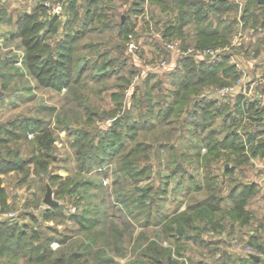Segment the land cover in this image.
<instances>
[{"label":"trees","instance_id":"trees-1","mask_svg":"<svg viewBox=\"0 0 264 264\" xmlns=\"http://www.w3.org/2000/svg\"><path fill=\"white\" fill-rule=\"evenodd\" d=\"M43 1L38 0L31 12L18 15L11 35L19 39L23 52L22 66L37 86L55 91L67 89L69 95L65 98L66 102L78 100L77 106L82 109V114L74 111V106L70 105L67 111L71 112L72 117L57 114L54 121L66 133L72 134L70 145L78 169H100L114 162L118 177L137 182L141 174L148 172V178L151 174H157L153 170L151 156L155 153L154 148H165L168 164H173L170 173L183 172L175 182L179 184L183 174H186V181L193 177V174L186 173L181 162H195L196 167L202 168L204 184L197 183L192 188L202 190V198L188 203L182 211L176 212V207L170 215L156 206L153 225L161 226V234L173 242L179 239L197 241L199 238L197 242L207 249L205 257L208 260L203 258L200 263L199 259L192 261L189 258V264H257L258 261L250 255L230 253L225 248L217 247L218 240L201 239V236L214 232L220 225L225 226L226 214L230 220H239L242 225L249 223L251 212L246 208L247 199L256 194L258 188L253 182L244 184L233 173L236 167L251 165L250 158L264 156V138L259 136L264 133V127H251L252 121L263 126L264 109L249 104L242 110L239 97L216 100L207 96V88L235 80L234 68L228 62L229 52L199 60L190 56L179 57L173 70H164L163 73L147 70L136 83L139 63L131 62L133 57L126 52L122 42L129 32L135 38L141 37L127 20L129 15L147 12L144 26L146 30L152 26L155 28L152 30L154 32L147 31L146 35L151 38V44H156L162 58L161 52L165 55L167 52L162 43H158L163 39H177L184 48L223 46L230 42L239 28L249 27L255 31L264 28V4L256 0H243L238 11L240 1L237 0H122L128 2V14L124 17L120 14L119 19L113 22V15L107 12L106 4L104 9L101 7L100 0H84L86 3L83 6L79 0H68L61 12L51 14L46 12ZM145 1L148 3L147 10L143 3ZM230 11H234V15H230ZM97 23L102 25L98 29V36L87 38ZM91 24L94 25L92 29ZM188 24L192 27L189 28ZM113 27H117L114 35L106 38L99 35L104 28ZM114 37H120L121 42L114 40ZM248 45H251L253 60L264 53L263 42L251 41ZM261 68L264 73V68ZM111 76L115 80L107 87L117 89L110 92L116 106L114 114L105 111V116L99 115L76 93L86 85V78L97 84ZM131 87L132 90L125 93ZM244 111L247 113L244 114ZM95 118L101 123L105 119V127L95 125ZM115 118L118 120L113 122ZM154 121L160 123L159 126L169 125L167 134L161 136L162 140L166 138L163 142L140 135V132L157 126ZM72 124L74 128L70 126ZM174 130L178 132L176 144L167 142V137ZM30 133L33 134L31 139L28 138ZM181 135L187 136L186 140ZM54 140L52 129L38 116L17 114L16 118L0 123V205L5 202L1 175L11 171L21 172L27 163H32L35 169L46 171L52 159L48 152L52 150ZM25 141L30 156L22 158L20 151ZM202 146H205L206 153L201 155ZM190 148H194L193 154L188 151ZM156 158V163L161 161L158 156ZM220 158H223L222 176H226L228 181L225 194L217 186L219 173H215L212 166ZM56 177L48 174V179ZM72 181L58 182L61 190H57V193L63 191L69 197L75 195L77 210L69 213L67 218L75 222L83 234L76 238H72V235L53 238L46 231H51L49 226H28L20 216L1 218L0 264H120L109 252L118 248L125 233H129L130 222L126 219L119 222L109 219L105 208L100 206L105 199L87 190L92 182ZM64 184L69 185L66 191L62 187ZM98 185L94 183L93 187L97 189ZM151 189L149 184L138 186L136 191L140 194H131L133 198L130 202L123 194L118 199L125 206L128 203L136 204L135 207L146 214L148 223L154 205H150L151 199L145 202V198ZM163 191L166 188H160V192ZM92 197H97L99 203H93ZM224 199L230 201L226 209L221 207ZM25 215L30 216L28 213ZM63 215V207L56 203L43 208L39 217L52 220ZM30 218L35 219L33 214ZM220 231H223L222 228ZM140 237L143 242L133 247L132 259L127 264L185 263V260L178 263L175 257L181 256L179 251H173L171 246H163L159 238H149L144 233H140ZM256 239L257 236L250 235L246 242L263 252L264 247L254 241ZM53 240L59 244L56 248L50 246ZM221 243L226 244V241Z\"/></svg>","mask_w":264,"mask_h":264},{"label":"rangeland","instance_id":"rangeland-1","mask_svg":"<svg viewBox=\"0 0 264 264\" xmlns=\"http://www.w3.org/2000/svg\"><path fill=\"white\" fill-rule=\"evenodd\" d=\"M236 1V0H235ZM240 1V6H242L243 0ZM38 0H0V123L7 122L13 118H16L17 114L21 116H33L40 117L44 122L52 129L55 140L53 143V148L48 153L52 156V159L49 160V166L46 171L35 169L32 163H27L24 166L23 171H11L1 175V185L3 188V193L5 197L4 204L0 205V214L7 211H14L15 217L20 216L21 221L26 223L28 226H36L37 224H42V226H49L51 231L46 230L48 234L53 236V238H62L65 235H72V238L80 237L82 232L78 230V225L73 222L71 219H68L67 216L70 212V208L76 205L74 203L75 195L68 196V193L61 191L57 193V190H61L58 182H69L73 180L74 182L80 181H90L91 186L87 189L90 193H96L99 197L105 199V202L102 203V207L105 208V211L109 215V219L114 222H119L120 220H128L131 227L129 228V233H125L122 241L118 244V248L113 249L110 255H113V259L120 264H127V261L132 259V250L133 247L137 244L143 242L140 233H144L146 237L149 238H159L163 246H171L173 251H179L181 256L175 257V260L179 263L180 261L185 260V263L189 264V258L192 261L197 260L198 258H204V253L206 248L202 245L191 244L190 242L183 241L179 239L176 242H173L167 238H164L163 234L160 232L161 226L153 225V212L159 207V209L170 215L171 212L180 204H188L194 200L202 198L203 191L193 190L194 184L203 185L204 181L202 179L203 171L201 167H196L195 162L184 160L181 162L182 167L186 173L193 174L192 178H189L186 181V174L181 176V182L176 184L175 182L180 179V175L183 172L170 173V170L173 168V164H168V153L166 149H156L153 154L152 163L153 170L157 172L155 175H150L148 178V172L144 175H139L137 182L125 177L117 176L114 169L115 163H108L107 166L103 165L100 169L92 168L90 170H79L77 163L73 157V149L70 145L72 134L66 133L61 126H57L54 121L57 114H66L68 117L71 116V112L67 111V108L71 105L74 106V111L80 112L82 114V109L77 106L78 100H72L66 102L65 98L69 95V90L62 89L60 91H55L50 88H43L36 85L33 78H31L26 71L24 70L22 63H17L18 58L21 56L22 48L19 44V39L12 37L11 33L15 30L16 19L21 13V10H25L28 7H34L37 4ZM81 5H85L84 0H79ZM144 7L148 6V3L145 1ZM99 4L104 9L105 4L107 6V12L113 15V22H116L119 19V15L128 14L126 8H128V2H123L122 0H100ZM148 7L146 8V10ZM10 14L9 19L7 20V14ZM230 15H234V11L229 12ZM148 18L147 12L130 14L127 20L133 24L135 31L141 35V37L136 38L139 41L137 44L138 49L136 52L129 53L132 55L131 62H138V76L136 75V83L139 82V76H143L149 69L150 62L160 60L162 57L160 53L157 52L156 44H151L150 39L146 34L148 32H154V26L149 27V30H146L144 26V20ZM103 19V23H104ZM102 23V22H101ZM241 24V23H240ZM92 25L90 29H92ZM98 26V27H97ZM189 28L192 27L191 24L187 25ZM97 27V28H96ZM96 27L94 26L87 38L98 36V29L102 28L100 23H97ZM187 27V28H188ZM117 27L112 29H103L100 36L108 37V35H114L116 33ZM240 32L241 35H238ZM264 36V28L260 30H253L249 27L245 29L239 28V31L236 35L230 38V42L223 46H215L214 48H220L222 53L235 52L237 54H243L246 57V50L251 49V45L248 44L251 41L263 42L262 39ZM85 40V39H84ZM114 40H119L120 37H114ZM166 39L159 41V45L164 42ZM238 40L240 45H233L230 47L232 41ZM126 45V40L122 42ZM229 48V49H228ZM243 53H242V52ZM154 52V54H153ZM163 56H166L161 52ZM139 54V55H138ZM141 54V55H140ZM261 56H264V53L260 54L256 59L258 60ZM253 60V59H248ZM174 63V60H169ZM130 62V61H129ZM260 66L263 65L260 63ZM252 66H250L251 69ZM157 73H163L167 69H155ZM165 70V71H164ZM159 75V74H158ZM115 77L111 76L108 80H101L97 84H94L92 80L90 81L86 78V85L79 88L77 93L83 98V102L87 105H90L92 108L98 111L99 115L105 116V111L109 114H114L113 109L116 107L114 100L110 96L112 90H117L116 87H110L108 84L114 82ZM109 86V87H107ZM216 87V86H215ZM210 88V87H209ZM207 88V89H209ZM132 90L131 88L126 89L125 93H128ZM108 120V119H107ZM157 123V121H154ZM95 125L99 127H105V119L103 122H98L95 118ZM160 123H157V126H154L150 130L140 132V135H146L147 139H153L156 142L162 140V135L165 136L166 130H168L169 125L159 126ZM74 128V124L70 125ZM225 132V129L222 131ZM139 135V136H140ZM178 132L175 130L171 132V135L167 137V142L174 144L177 143ZM186 140L187 136L181 135ZM29 139L33 138V134H29ZM166 139V138H165ZM163 139L161 142L165 141ZM180 139V136H179ZM28 149V143L26 141L23 143L20 151V156L22 158H27L30 156V152L26 151ZM205 146H202L200 149V154L206 153L203 151ZM194 148H190L188 151L192 153ZM123 152V151H122ZM180 152V151H178ZM193 154V153H192ZM156 156H158L161 161L156 163ZM255 163L251 165L243 164L241 167H236L234 169L233 176L242 181L244 184H248L257 179V176L261 170L259 167L260 162H258L261 157H254ZM204 161L202 160V163ZM223 158L216 160L212 163L215 173L218 174V184L222 190V194H225L228 189V181L226 176H222ZM227 166H229L227 164ZM203 167V166H202ZM196 172H198L196 174ZM48 174L57 176L56 178L48 179ZM167 175V176H166ZM223 177V178H222ZM46 183L50 186L52 191V198L57 201L63 207V212L65 215L60 217H55L52 220H44L39 217V214L46 207L43 204L42 198L45 193ZM99 184L97 189L93 187V184ZM254 183V182H253ZM151 185L152 189L149 192L148 197L145 198V202L150 201L151 199V211H150V221L146 222V214L139 210L138 207H135L136 204H129L125 206L121 203L118 197L123 194L126 197V200L129 201L131 194L138 196L140 193L136 191L138 186ZM190 184V185H189ZM69 185L62 187L68 190ZM191 186L190 189L188 187ZM258 192L247 199L246 208L251 212V218L247 225L240 224L239 220H230L229 215H225L226 225L217 227L214 232H207L205 238H211L212 236H221L220 230L222 228L223 232L225 231L224 237L232 238L241 242L239 239L242 237V233L246 230H258L261 226L262 231H259L264 235V186L258 187ZM160 188H166V191L160 192ZM188 189V190H187ZM158 191L156 194L155 192ZM79 195V194H78ZM76 195V196H78ZM92 202L99 203L98 198L92 197ZM130 202V201H129ZM230 201L224 199L221 203V207L226 209ZM157 206V207H156ZM156 207V208H155ZM77 210V208H76ZM28 213L30 216L33 214L35 219H31L30 216L25 215ZM24 215V216H23ZM1 216V215H0ZM14 217V218H15ZM229 222V223H228ZM228 223V224H227ZM231 223V225H229ZM260 225V226H259ZM131 236V237H129ZM223 236V235H222ZM55 243L54 248L59 244L57 241H52ZM51 246V245H50ZM52 247V246H51ZM53 248V247H52ZM117 254V255H115ZM192 256V257H190Z\"/></svg>","mask_w":264,"mask_h":264},{"label":"built area","instance_id":"built-area-1","mask_svg":"<svg viewBox=\"0 0 264 264\" xmlns=\"http://www.w3.org/2000/svg\"><path fill=\"white\" fill-rule=\"evenodd\" d=\"M68 0H44L43 5L46 8V12L48 14L51 13H58L63 10L64 5ZM240 27L241 24L239 23ZM238 35H241L240 32ZM159 38L160 36L157 35ZM162 40V39H161ZM137 44L139 41L134 37L132 32L127 33L126 35V47L125 50L127 53L136 52L138 49ZM164 49L166 50V56L161 58L157 61L150 62L149 69H167L173 70L175 67V61L179 57L183 56H190L194 58V60H199L204 57H215L219 56L222 52L220 48H194V47H183L179 40L177 39H170L165 40L162 42ZM233 45H240L238 40L232 41L230 43V47ZM229 49V48H228ZM242 52V51H241ZM243 53V52H242ZM23 52L21 56L18 58L17 63L21 64ZM248 57L242 54H237L235 52L230 51L228 53V62L233 66L234 73L236 78L234 81L216 87H210L206 90V94L208 97L216 100H227L230 98L239 97V106L244 110L245 106L249 104H254V108H263L264 109V73L260 66L258 60H248L253 59V52L249 50L247 52ZM169 60H174V63L170 62ZM258 63V64H257ZM257 64V65H256ZM250 66L251 69H250ZM247 111H244L246 114ZM245 121V117L243 123ZM263 126H258L255 121H252L251 127H257L261 129L264 127V120L261 121ZM239 130V129H238ZM260 137L264 138V133L259 135ZM256 142V141H254ZM203 151H206V148H203ZM250 160L255 163V158H250ZM260 162L259 167L261 168L257 179L253 182L258 186H264V156L258 161ZM75 206L70 208V212H75ZM1 218L6 219H13L15 217V212L10 210L7 212H3L0 214ZM234 244L242 249L246 254H256V251L252 248V246L248 244H242L241 242L237 241L236 239L233 240ZM50 245L54 248L55 243L51 242Z\"/></svg>","mask_w":264,"mask_h":264},{"label":"crops","instance_id":"crops-1","mask_svg":"<svg viewBox=\"0 0 264 264\" xmlns=\"http://www.w3.org/2000/svg\"><path fill=\"white\" fill-rule=\"evenodd\" d=\"M35 6V5H34ZM33 10V7L31 6V7H28L27 9H25V10H21V13H23V12H31ZM8 17H10V14L8 13L7 14V20L9 19ZM186 205L187 204H185V203H182V204H180L179 206H178V208H177V210H176V212H179V211H182V210H184L185 208H186ZM247 225V224H246ZM260 226V225H259ZM263 230V228H261V226L258 228V230L256 229V230H246V231H244V233H242V237H241V239H239L240 241H241V243L242 244H247V242H246V240L249 238V236L250 235H255V236H257L258 237V239H256V240H254V241H256V242H260V244H261V246L262 247H264V235L263 234H261L259 231H262ZM220 234H221V236H212L211 238L212 239H216V240H218L219 241V243H217L216 245H217V247L218 248H221V249H226V250H228L230 253H234V254H236V255H238V256H249L248 254H246L242 249H240L239 247H237L233 242H232V238H228L227 236H225L224 237V234H225V231L223 232V231H220ZM223 235V236H222ZM207 236V234L206 233H204V234H202V236H201V239L203 238V239H209V238H205ZM226 241V244H222L221 243V241ZM184 241H186V242H190L192 245L193 244H198V245H201V244H199L197 241H199V238L197 239V241H191L190 239H186V240H184ZM205 248V247H204ZM253 248V247H252ZM254 249V248H253ZM255 250V249H254ZM256 251V254L255 255H258V257H259V259L258 260H256V261H258L257 262V264H264V251L263 252H261V251H258V250H255ZM206 253V252H205ZM205 253H204V260H208V258L207 257H205L206 255H205ZM190 257H192V256H190ZM199 259V262L201 263L202 262V259L203 258H198Z\"/></svg>","mask_w":264,"mask_h":264},{"label":"water","instance_id":"water-1","mask_svg":"<svg viewBox=\"0 0 264 264\" xmlns=\"http://www.w3.org/2000/svg\"><path fill=\"white\" fill-rule=\"evenodd\" d=\"M259 4H264V0H256ZM258 62L261 63L263 65V68H264V56H261L259 59H258ZM118 118H115L113 120V122L117 121ZM42 202L44 205H46L47 207H50V206H53L57 203L56 200H54L52 198V191H51V188L50 186L46 183V188H45V193H44V196L42 198ZM251 257H253L254 259L258 260L259 257L258 255H255V254H250Z\"/></svg>","mask_w":264,"mask_h":264}]
</instances>
